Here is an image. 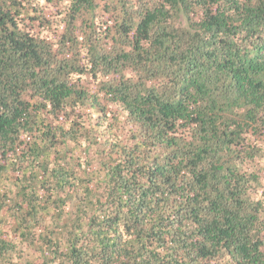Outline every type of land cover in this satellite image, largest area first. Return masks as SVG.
Returning <instances> with one entry per match:
<instances>
[{"label":"trees","instance_id":"trees-1","mask_svg":"<svg viewBox=\"0 0 264 264\" xmlns=\"http://www.w3.org/2000/svg\"><path fill=\"white\" fill-rule=\"evenodd\" d=\"M264 0H0V264H264Z\"/></svg>","mask_w":264,"mask_h":264},{"label":"rangeland","instance_id":"rangeland-1","mask_svg":"<svg viewBox=\"0 0 264 264\" xmlns=\"http://www.w3.org/2000/svg\"><path fill=\"white\" fill-rule=\"evenodd\" d=\"M263 167H264V162L262 163ZM263 175H264V172H263Z\"/></svg>","mask_w":264,"mask_h":264}]
</instances>
